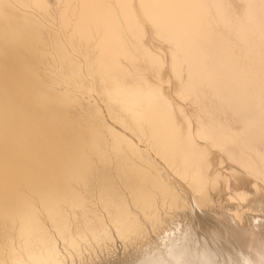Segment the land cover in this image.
<instances>
[{
    "label": "bare ground",
    "instance_id": "6f19581e",
    "mask_svg": "<svg viewBox=\"0 0 264 264\" xmlns=\"http://www.w3.org/2000/svg\"><path fill=\"white\" fill-rule=\"evenodd\" d=\"M86 250L264 264V0H0V264Z\"/></svg>",
    "mask_w": 264,
    "mask_h": 264
},
{
    "label": "rangeland",
    "instance_id": "374dc122",
    "mask_svg": "<svg viewBox=\"0 0 264 264\" xmlns=\"http://www.w3.org/2000/svg\"><path fill=\"white\" fill-rule=\"evenodd\" d=\"M237 187H238V186H237ZM239 187H241V186H239ZM239 187H238V188H239ZM231 188H232V187H231ZM242 188H243V187H242ZM242 188H240V190H241ZM236 189H237L236 187H233V190L230 189L229 191H230V193H231L232 191H235ZM243 189H244V188H243ZM240 190L238 189V191H240ZM248 191H249V190H248ZM251 191H253V190H251ZM251 191H249L250 194H251ZM253 192H254V191H253ZM253 192H252V194H253ZM252 194H251V195H252ZM164 227H165V226H164ZM159 231H160V229H159ZM161 231H162V230H161ZM194 231L196 232V235H197V237H199V239L203 238V236H204V237H208V236H207V235H208L207 232L204 231V230H202V229L196 228ZM145 237H146V236H144V237H139V239H141V238H142V239H143V238L145 239V240H144V244H143V241L141 242L142 239L139 240L141 243L138 241V239H135V242H138V244L135 243V242H133V243H134L135 245H137V246H139V244H140V247H141V248H142V247L144 248V246H145V244H146L147 242H151V238H150V240L148 239V241H147V238H148V237H146V238H145ZM205 239H206V238H205ZM207 239H208V238H207ZM118 245H119V246H118ZM118 245H117V246H118L119 248L117 247V249H116V254H118L117 256L120 257V256L122 255V250L120 249L122 246H121L120 244H118ZM129 246H131V244H130ZM87 250H88V249H87ZM87 250H86V251H87ZM86 251H85V256H84V254H83L84 259H82V260L84 261V260L86 259L83 263L90 264V263L94 262V260L98 261V260L101 258V257H99L100 255L97 254V256L99 257V259H98V257H97L96 255H95V256H96L97 259L94 258L95 256L92 257V255H90L89 258L92 257L93 260H92V259H89V258L87 257V254H88L89 251H87V252H86ZM120 251H121V252H120ZM119 252L121 253V255H120ZM86 253H87V254H86ZM89 254H90V253H89ZM95 254H96V253H95ZM119 255H120V256H119ZM83 256H82V258H83ZM108 256H110V255H107V257H108ZM87 259H88L89 261H88ZM91 260H92V262H91ZM101 260H102V259H101ZM101 260H100V261H101ZM100 261H99V262H100ZM83 263H82V264H83ZM75 264H76V263H75Z\"/></svg>",
    "mask_w": 264,
    "mask_h": 264
}]
</instances>
